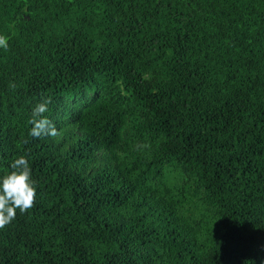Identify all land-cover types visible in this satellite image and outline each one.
Here are the masks:
<instances>
[{"label": "trees", "instance_id": "obj_1", "mask_svg": "<svg viewBox=\"0 0 264 264\" xmlns=\"http://www.w3.org/2000/svg\"><path fill=\"white\" fill-rule=\"evenodd\" d=\"M0 36L37 189L0 264H264V0H0Z\"/></svg>", "mask_w": 264, "mask_h": 264}, {"label": "clouds", "instance_id": "obj_2", "mask_svg": "<svg viewBox=\"0 0 264 264\" xmlns=\"http://www.w3.org/2000/svg\"><path fill=\"white\" fill-rule=\"evenodd\" d=\"M0 48L7 50V37L0 36ZM10 87L15 89L16 85L12 83ZM50 103V99L42 101L33 109L32 118L29 120L33 125L29 132L31 137H55L60 134L56 126L44 116ZM11 169V173L0 181V229L5 228L15 219L17 209L21 213L31 209L37 195L29 160L25 156H20L11 164Z\"/></svg>", "mask_w": 264, "mask_h": 264}]
</instances>
